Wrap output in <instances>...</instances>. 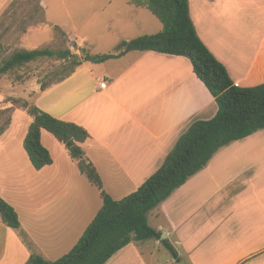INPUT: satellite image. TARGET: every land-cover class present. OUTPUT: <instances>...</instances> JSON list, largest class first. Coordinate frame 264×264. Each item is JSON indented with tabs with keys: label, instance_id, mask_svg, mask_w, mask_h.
I'll return each instance as SVG.
<instances>
[{
	"label": "crops",
	"instance_id": "obj_1",
	"mask_svg": "<svg viewBox=\"0 0 264 264\" xmlns=\"http://www.w3.org/2000/svg\"><path fill=\"white\" fill-rule=\"evenodd\" d=\"M10 2L0 4V15ZM188 8L197 35L234 84L264 82V0H188ZM134 15L132 10L123 18ZM199 16L202 25L194 18ZM205 17L211 19V32L203 25ZM218 28L229 30L221 35ZM242 29L259 34L246 37ZM33 102L88 131L82 147L113 199L135 191L192 121L210 119L217 111L186 57L149 50L102 63L84 61ZM40 139L52 163L37 173L54 176L35 179L15 149L19 159L0 165V196L20 221L18 229L0 222L6 237L0 264H24L32 253L48 260L59 247H72L101 206L99 192L87 180L71 179L64 146L46 130ZM59 159L65 165H58ZM146 220L165 234L179 261L159 237L130 242L105 264H264V128L218 149L206 166L149 210Z\"/></svg>",
	"mask_w": 264,
	"mask_h": 264
},
{
	"label": "trees",
	"instance_id": "obj_2",
	"mask_svg": "<svg viewBox=\"0 0 264 264\" xmlns=\"http://www.w3.org/2000/svg\"><path fill=\"white\" fill-rule=\"evenodd\" d=\"M14 2L12 0L7 8ZM132 3L149 10L162 29L155 34L121 41L116 53L91 54L82 49V55L77 56L69 49L16 50L0 63V76L40 58L69 60L72 66L52 81L40 84L39 89L43 92L71 75L84 61L102 63L129 51L149 50L186 57L196 77L214 98L217 111L210 119L192 121L161 165L135 191L113 199L103 189L100 176L82 147L90 139L85 128L53 117L33 101L6 99L7 105L0 108V136L9 127L14 109H22L31 118L22 146L33 168L40 170L52 163L50 153L40 139L41 131L46 130L64 146L70 159L76 162L79 173L98 190L101 199L99 210L69 251L55 260L32 253L24 264H105L130 242L159 238L161 232L147 223V212L206 166L218 149L264 128V82L253 86L233 83L225 65L197 35L189 15L188 0H132ZM35 8L42 11L39 3ZM66 137L69 140L64 142ZM0 222L13 229L20 226L15 209L1 196ZM163 244L179 261L172 245L165 239Z\"/></svg>",
	"mask_w": 264,
	"mask_h": 264
},
{
	"label": "rangeland",
	"instance_id": "obj_3",
	"mask_svg": "<svg viewBox=\"0 0 264 264\" xmlns=\"http://www.w3.org/2000/svg\"><path fill=\"white\" fill-rule=\"evenodd\" d=\"M4 2L5 0H0V4ZM36 3L42 5V11L36 10ZM126 3L131 2L130 0H15L14 4L5 8L7 12L0 15V63L13 51L21 49L49 48L55 51L69 49L77 56L82 55V49L91 54L115 53L121 41L142 34H155L162 29L161 23L149 10L132 8ZM132 10L135 14L133 18L130 20L123 18ZM193 14L195 16V13ZM194 18L202 25L203 16H199V20L197 17ZM204 21L206 30L211 32V19L205 17ZM228 30L218 28V33L224 35ZM231 30L233 34L237 32V29ZM242 32L246 37L251 38L259 34L258 29H242ZM70 66L72 64L69 60L40 58L1 75L0 108L5 106V101L9 97L32 102L36 94L41 92L39 89L41 83L52 81ZM29 122L31 118L22 109L16 108L9 129L0 138V165L10 161L9 164H12L15 159H19L14 157L15 153L12 150L15 149L21 159L23 157L26 159L35 179L44 181L55 174L51 171H43L45 177L38 174L29 163L22 146ZM47 134L54 140L52 134L49 132ZM44 142L46 143L45 140ZM67 157L69 161L67 163L73 167L71 179L76 180L81 177L86 180L80 176L76 162L68 155ZM58 165L65 163L59 159ZM99 202L101 203L100 198ZM5 242L6 237L0 231V247H3ZM70 248L59 247L56 254L47 255V258L55 260Z\"/></svg>",
	"mask_w": 264,
	"mask_h": 264
},
{
	"label": "water",
	"instance_id": "obj_4",
	"mask_svg": "<svg viewBox=\"0 0 264 264\" xmlns=\"http://www.w3.org/2000/svg\"><path fill=\"white\" fill-rule=\"evenodd\" d=\"M67 140H69V137H66L65 139H64V142H66ZM165 238V234L163 233V234H161V236H160V239H164ZM180 263V262H179Z\"/></svg>",
	"mask_w": 264,
	"mask_h": 264
},
{
	"label": "built area",
	"instance_id": "obj_5",
	"mask_svg": "<svg viewBox=\"0 0 264 264\" xmlns=\"http://www.w3.org/2000/svg\"><path fill=\"white\" fill-rule=\"evenodd\" d=\"M100 87H105V82L102 80V82L100 83Z\"/></svg>",
	"mask_w": 264,
	"mask_h": 264
}]
</instances>
